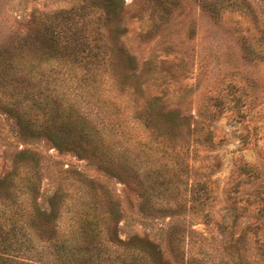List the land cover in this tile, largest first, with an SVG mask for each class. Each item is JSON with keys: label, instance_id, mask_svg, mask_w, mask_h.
Returning <instances> with one entry per match:
<instances>
[{"label": "trees", "instance_id": "trees-1", "mask_svg": "<svg viewBox=\"0 0 264 264\" xmlns=\"http://www.w3.org/2000/svg\"><path fill=\"white\" fill-rule=\"evenodd\" d=\"M47 1L56 5L45 10ZM31 3L34 7L24 13V0H0V111L12 120L22 145L13 152L10 169L0 172V264H23L10 261L19 255L40 264H167L157 255L164 226H156L158 237L149 231L152 215L175 213L182 195L178 187L185 184L180 177L191 167L188 155L198 145L211 148L221 141L214 139L212 124L223 108L214 100L191 114L177 106L162 107L156 94H142L147 86L143 78L154 61L134 62L120 41L118 25L107 24L121 12L120 0ZM231 111L241 116L238 104ZM38 138L86 158L115 178L122 194L90 179L81 181L96 202H84L85 208L74 211L61 231L65 195L54 191L45 204L36 203L40 153L29 146ZM231 173L224 209L232 211L233 219L263 214L264 172L239 156ZM184 196L187 212L206 206L208 217L214 196L208 175L192 179ZM134 223L143 226V236L138 230L123 233ZM247 228L245 234L255 233L254 227ZM116 230L124 234L123 239L115 234L114 244L122 248L109 256L101 252L98 239L103 234L112 241ZM189 232L175 225L165 231L174 258L180 237ZM263 243L251 253L257 264H264ZM245 250L244 244L228 242L219 263L247 264Z\"/></svg>", "mask_w": 264, "mask_h": 264}, {"label": "rangeland", "instance_id": "rangeland-1", "mask_svg": "<svg viewBox=\"0 0 264 264\" xmlns=\"http://www.w3.org/2000/svg\"><path fill=\"white\" fill-rule=\"evenodd\" d=\"M24 2V13H27L34 6L32 0ZM120 2L121 12L113 15L107 24L118 25L120 41L134 62L140 63L146 58L154 61L150 73L143 78L147 86L142 94H156L162 98L159 101L162 107L177 106L191 114L204 105L210 106L214 100L223 108L217 112L212 124L214 139L221 141L211 148L198 145L188 155L186 162L191 167L180 177L185 184L178 187L182 195H179L175 213L159 211L152 215L153 226L149 231L158 237L156 226H164L158 257L168 260L167 264H220L221 248L232 242L246 246L245 263L257 264L251 253L256 244L264 242V213L248 212L233 219L232 211L224 209L227 207L224 192L234 177L232 161L237 157L256 164L264 172V0ZM55 5L47 1L44 9ZM147 27L151 28L148 32L144 30ZM234 97H238V101H234ZM235 103L240 107L241 116L231 111ZM15 135L12 120L0 111V172L10 169L13 152L22 146ZM32 146L39 151L41 162L36 180V203L45 204L54 191L65 195L59 214L61 231L67 228L74 211L85 208L84 202H96L92 196L87 197L81 181L90 179L92 183L122 194V185L86 158L71 151L57 150L41 138L29 147ZM200 174L208 175L214 193L208 217L204 216L208 207L192 213L187 212L183 203L188 185ZM168 218L173 222L167 224ZM173 225L180 230L192 231L187 237H180L178 259L174 258L165 241V231ZM249 225L255 228V233H251L253 229L244 233ZM126 230L141 231L139 235L143 236V226L137 223L132 228L122 229L123 233ZM123 233L116 230L114 237L111 236L112 241L101 234L98 239L101 252L109 256H113L114 251L120 252L122 246L114 244L118 243L115 234L123 239ZM19 256L10 261L40 264ZM10 261L6 262L12 263ZM97 264L107 263L100 261Z\"/></svg>", "mask_w": 264, "mask_h": 264}]
</instances>
